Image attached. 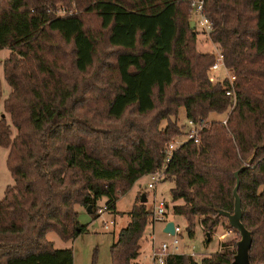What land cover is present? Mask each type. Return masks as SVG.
I'll return each instance as SVG.
<instances>
[{
  "label": "trees",
  "instance_id": "1",
  "mask_svg": "<svg viewBox=\"0 0 264 264\" xmlns=\"http://www.w3.org/2000/svg\"><path fill=\"white\" fill-rule=\"evenodd\" d=\"M258 8L259 0L202 1L208 37L234 75L231 98L225 79L208 77L213 57L195 44L191 0H0V48H8L0 61L8 86L3 95L0 79V146L12 178L0 198V264H72L71 249L54 247L46 232L75 237L86 230L75 204L91 218L99 208L114 211L134 180L161 167L172 212L188 236L199 223L204 243L218 223L231 227L217 210H232L236 172L248 258L264 263ZM47 99L54 112L34 125L35 108ZM179 107L186 120L205 123L197 141L183 139L165 160L167 143L188 130L176 123ZM210 112L223 113L225 123L206 121ZM139 198L109 245L110 264H129L153 220ZM234 250L235 239H227L198 260L175 254L165 264H234Z\"/></svg>",
  "mask_w": 264,
  "mask_h": 264
},
{
  "label": "rangeland",
  "instance_id": "2",
  "mask_svg": "<svg viewBox=\"0 0 264 264\" xmlns=\"http://www.w3.org/2000/svg\"><path fill=\"white\" fill-rule=\"evenodd\" d=\"M194 21V29L196 32V46L198 50L202 52H210L211 45L209 44L208 31H203V27L197 22V18L194 13L191 14V18ZM257 22L261 30L264 32V0H259V8H258V16ZM257 46L260 49H264V37L260 36ZM8 48L1 47L0 48V61L7 55ZM0 79L3 86V95H5L8 91V86L4 82L2 77V68L0 64ZM61 98L60 101H62ZM50 100H44L39 103V105L35 108L33 113V123L34 125H38L43 121L47 120L52 113L54 112L53 107L50 106ZM221 119L224 118L223 113L219 112H210L208 114L207 120L210 119ZM176 123L178 124H186V118L184 116L183 108L179 107L178 114L175 118ZM164 123L162 119L160 121V125ZM203 122L202 124H204ZM200 125L199 123H196ZM182 130H185V127L182 125ZM187 129V128H186ZM185 134H177L173 137V140H182L185 138ZM7 148L0 146V198L3 195V190L7 184L12 183V178L10 177L9 171L5 165V157H6ZM246 161H243L245 163ZM146 176H139L131 186L124 193L119 195L115 200V210L107 211L106 209H101V213L92 220H90L91 216L87 210H85L81 205L75 204L74 207L77 210V219L79 222L86 224V230L77 234L74 238L69 239H61L54 231H47L45 236L47 239L53 241V246L56 247H69L72 252V261L73 264H90L91 260L94 261V264H110V256H109V245L116 238L117 230L126 224V219H129L127 211L129 210L132 202L136 199L137 193L145 192L146 199L145 204L147 207L150 206L151 202L149 198L148 189L145 187ZM139 184V185H138ZM169 186L170 182L167 179H162L155 184V195L154 197L157 199H162L164 202H167L166 207V218L168 220L173 221L180 227V231L178 233L180 245H184L183 247H187L190 243H192L195 251L197 252L196 258L201 255H208L210 252L214 251L219 247L221 241L227 239H237L238 233L232 227H224L222 223H218L216 227L210 232V239L207 243H204V231L201 228L199 223L194 225L193 235L188 236L185 229V220L180 214L173 213L171 210V204L174 201H171V197L169 194ZM104 197L99 199L100 203L104 202ZM179 200L175 201L178 202ZM100 213V212H99ZM90 220V221H89ZM105 221L106 226H103V222ZM149 224V223H148ZM148 224L146 225L143 235L139 238V248L137 255L130 259V263L133 260L140 262L141 264H148L149 262V241L150 243L153 240H149L147 236L149 230ZM226 232V233H225ZM145 234V236H144ZM154 241L158 242L160 240H168L170 235L162 232L160 230V223L157 222L154 226L153 230ZM129 263V264H130Z\"/></svg>",
  "mask_w": 264,
  "mask_h": 264
},
{
  "label": "built area",
  "instance_id": "3",
  "mask_svg": "<svg viewBox=\"0 0 264 264\" xmlns=\"http://www.w3.org/2000/svg\"><path fill=\"white\" fill-rule=\"evenodd\" d=\"M202 1L203 0H191V9L196 16L197 22L203 27V31H208L210 26V21L204 17L202 14ZM209 42L211 44L210 53L212 54V61L207 66V71L209 73V79L213 82L215 81H222L225 79L226 81L223 83V91L225 95L231 96L233 98L234 92V84L233 79L234 75L232 72L226 67L223 61V55L221 50L217 47L215 43H213L210 39ZM221 123H225V118L220 119ZM186 125L188 126V130L186 131L185 138H192L194 141H197V131L202 126L194 124L191 119L186 120ZM183 140V139H182ZM182 140H173L171 139L167 143V147L165 148V160H167L169 156L170 150L175 147L179 142ZM163 168L152 170L146 173V183L145 187L152 190L155 187V184L159 181L162 176ZM151 204L148 207L150 210L151 219L153 220H160L165 222V206L164 201L162 199H157L152 195L150 200ZM101 209L99 208L98 212L101 213ZM99 213V214H100ZM106 222L103 223L105 227ZM172 233L166 232L170 235L168 240H160L156 244H152L149 252V261L150 264H165V259L168 256H173L175 254H184L188 257L189 260H194L196 258V251L191 246L187 250H182L180 248V241L178 237V233L180 231V227L173 223ZM226 233V232H225Z\"/></svg>",
  "mask_w": 264,
  "mask_h": 264
},
{
  "label": "water",
  "instance_id": "4",
  "mask_svg": "<svg viewBox=\"0 0 264 264\" xmlns=\"http://www.w3.org/2000/svg\"><path fill=\"white\" fill-rule=\"evenodd\" d=\"M194 26V21L192 19L189 20V27L192 28ZM249 157L245 159L247 161ZM235 174V183L232 187V210L226 211L222 209H218L217 212L222 214L226 220L227 223L234 228L238 233V238L235 240V250L232 255V262L234 264H264V263H251L248 258V247L250 245V231L244 227L242 222L240 221V203H239V196L237 194V177L236 172ZM144 193L142 192L140 194L139 201H144ZM88 209V206H87ZM171 220H167L163 225V231L172 233L173 225Z\"/></svg>",
  "mask_w": 264,
  "mask_h": 264
},
{
  "label": "crops",
  "instance_id": "5",
  "mask_svg": "<svg viewBox=\"0 0 264 264\" xmlns=\"http://www.w3.org/2000/svg\"><path fill=\"white\" fill-rule=\"evenodd\" d=\"M209 44H210V42H209ZM211 45V44H210ZM145 175V174H144ZM146 176V175H145ZM146 180H147V177H146ZM146 183V182H145ZM139 185V184H138ZM148 189V188H147ZM148 191L149 192H147V193H149V198H150V200H151V198H152V195H155V187H154V189H152V190H150V189H148ZM142 193V192H141ZM140 193V194H141ZM143 193H145L144 191H143ZM146 194V193H145ZM147 195V194H146ZM146 195H145V199H146ZM150 202V201H149ZM99 204H101L102 205V203H100L99 202ZM114 204H115V202H114ZM114 207H115V205H114ZM114 210H115V208H114ZM100 214H102V213H100ZM93 218H90V220H92ZM89 220V221H90ZM129 220V219H128ZM127 219H126V221H128ZM168 219L166 218V216H165V222L167 221ZM103 223L105 222L104 220L102 221ZM157 222H159L160 223V230L162 231V232H164V233H166L165 231H163V225H164V221H160V220H152V221H150L149 222V224H148V226H149V232H148V234H147V236H145V234H144V236L145 237H148L149 238V240H153V242H151L150 243V241H149V252H150V248H151V245L152 244H156L157 242H155L154 241V235H153V230H154V226H155V224L157 223ZM172 223H174L173 221H172ZM147 225V224H146ZM146 227V226H145ZM145 227H144V229H145ZM144 229H143V232H144ZM143 232H142V234H141V236L143 235ZM167 234V233H166ZM74 238V237H73ZM50 240V239H49ZM53 242V241H52ZM53 244V243H52ZM184 245H180V248L182 249V250H187V249H189L191 246H193L192 245V243H190L189 245H187V247L185 248V247H183ZM54 247H56V246H54ZM61 248V247H60ZM194 248V247H193ZM217 249V248H216ZM149 252H148V254H149ZM197 254V253H196ZM203 255H201L200 257H202ZM199 257V258H200ZM198 258V259H199ZM194 260H197V259H194ZM130 263V262H129ZM72 264H73V261H72ZM130 264H141L140 262H138V261H136V260H133ZM148 264H150V261L148 262Z\"/></svg>",
  "mask_w": 264,
  "mask_h": 264
}]
</instances>
